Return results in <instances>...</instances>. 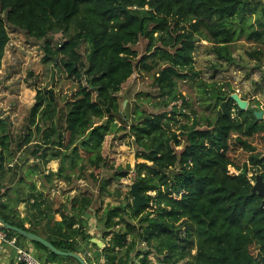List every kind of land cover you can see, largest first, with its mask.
<instances>
[{
    "label": "trees",
    "instance_id": "obj_1",
    "mask_svg": "<svg viewBox=\"0 0 264 264\" xmlns=\"http://www.w3.org/2000/svg\"><path fill=\"white\" fill-rule=\"evenodd\" d=\"M9 28L43 41L44 56L28 73L36 90L32 122L54 125L60 117L59 103L65 106L60 129L47 133L32 152L44 166L60 161L58 171L46 176L49 182L71 180L77 168L83 172L87 166H105L104 141L118 130V93L136 71L157 69L153 85L160 100L155 107L164 110L158 114L137 110L129 128L136 157L145 160L133 169L134 182L148 204L137 211L129 192L123 202L97 210L96 216L102 211L98 221L104 227L102 255L107 263L153 264L150 255L155 253L160 264H264V207L262 197L252 193L257 174L264 175V119H257L259 109L251 105L240 108L229 83L212 75L208 81L195 67L204 41L213 61L210 70L220 71L224 62L236 63L234 46L244 37L255 44L249 56L261 68L264 9L258 2L0 0V69L11 39ZM50 36L57 37L55 44ZM142 38L148 45L140 57L135 46ZM84 44L86 54L81 51ZM182 81H197L203 103L210 105L209 116L195 115L191 124L180 122L178 115L191 118L186 111L191 103L179 91ZM171 105L170 111L165 109ZM7 121L0 117V221L38 234L25 224L36 227L54 213L45 191L32 184L28 192L17 191L14 200L2 192L4 153L11 147ZM173 121L179 123V133L173 131ZM36 123V132L41 133ZM27 137L29 144L32 132ZM231 169L238 173L231 174ZM127 173L105 179L101 194L109 193L112 181ZM21 203L27 205V220L16 209ZM93 203L87 195L74 199L72 215H63L54 224L56 238H44L59 250L81 253L79 242L91 243L94 238L84 217ZM0 227L18 238L20 246L23 240L30 241L34 255L45 264H81ZM11 256V264H16L15 252Z\"/></svg>",
    "mask_w": 264,
    "mask_h": 264
},
{
    "label": "rangeland",
    "instance_id": "obj_2",
    "mask_svg": "<svg viewBox=\"0 0 264 264\" xmlns=\"http://www.w3.org/2000/svg\"><path fill=\"white\" fill-rule=\"evenodd\" d=\"M256 1L264 4V0ZM255 19L256 15L253 14L252 20ZM8 31L11 39L6 47L0 69V117L8 119L9 134L11 136L10 152L4 153L6 180L10 175L9 181L12 183L10 189L7 190L9 199L14 200L19 190L28 192L32 184H35L37 190L45 191L49 197L55 194V198H61L60 200H66L68 197L79 198L83 195L92 197L94 203L91 210H89L91 213H95L100 207L105 208L108 204L116 205L123 202L125 196L129 195L131 186L135 183L133 169L137 163L145 161L136 157L137 148L133 144V138L129 135V128L134 121L136 111L143 110L150 114H158L164 110L162 107H155V102L160 100L158 89L153 85V76L157 69L151 72L136 71L118 93L121 103V113L116 119L118 130L107 135L104 141L102 152L105 158V166L100 169L87 166L83 172L77 168L71 180L53 179L50 183L46 176L49 172L59 169L60 161L53 160L48 167H44L32 152L35 150L36 144L43 143L47 133H51L52 129L55 128L60 129L61 124H63L65 106L63 103H59L60 117L54 125L49 121L44 124L42 123L43 120L39 121V119H36L35 123L32 122L31 109L35 104L36 90L32 86V79L28 78V73L36 69L37 63L44 56L43 41H35L21 31L10 28ZM49 39L54 44L57 42L56 36H50ZM147 45L148 41L142 38L135 46L140 57L145 55ZM206 46H208V42H202L195 55V67L197 70L202 71L201 76L209 81V77L212 75L215 76V80L223 82V84L229 83L235 90L232 95L247 101L248 106L251 105L253 108L264 110V77H262V72L264 74V60L259 69L258 61L249 56V52L256 47L255 44L248 42L243 37L234 46V56L237 62L234 64L224 62L226 66L220 71L210 70L213 61L212 57L207 55ZM81 51L83 54L87 53L88 47L86 44L82 46ZM179 91L191 103V109H193L192 111L190 108L186 109L191 117L189 119L178 115L181 118L179 119L181 123L189 121L191 124L195 115L209 116L211 114L210 105L207 108V105L202 101V90L197 81L180 82ZM181 104L182 101H179L177 106ZM171 108L172 105L165 109L170 111ZM36 122L43 130L41 133L36 132L34 125L37 124ZM171 124L173 131L179 133V123L173 121ZM30 132H32L34 138L31 143L27 144L26 139ZM1 148L0 146V150ZM128 166L131 170L127 169ZM126 172H128L126 176L112 181L108 187L109 193L101 194L100 187L105 179H109L114 174H125ZM230 172L231 174L238 173L233 169ZM132 199L133 196H130L131 203ZM16 209L22 217L26 213L27 205L21 203ZM100 214H102V211L99 212ZM89 227L93 228L92 230L96 235L102 234L101 231L104 230V228L101 229L99 221L97 224L94 221V225L91 224ZM26 245V241L23 240V246L21 247L28 250L32 249V252L34 250L35 253L33 246L34 249L30 246L26 247ZM142 248L145 249V246L142 245ZM13 252V250H10V253H7L9 255L8 260H11ZM195 252L196 250H194ZM150 259L153 264L160 263L155 253L150 255ZM179 264H184V262Z\"/></svg>",
    "mask_w": 264,
    "mask_h": 264
},
{
    "label": "crops",
    "instance_id": "obj_3",
    "mask_svg": "<svg viewBox=\"0 0 264 264\" xmlns=\"http://www.w3.org/2000/svg\"><path fill=\"white\" fill-rule=\"evenodd\" d=\"M252 1L258 2L260 8L262 10L264 9V4L263 3H261L260 1H256V0H252ZM44 167H48V166H44ZM55 171L56 170H54L53 172H55ZM9 176H8L7 180L3 184L2 192H4V193H8L7 190L10 189L9 188L11 186L10 184H12L11 181H9L10 180ZM56 180H59V179H56ZM52 191H53V194H54V189ZM54 195L52 197H49L48 196V198H49V204H50V206L54 210V213L50 216V218L44 220L40 225H38L36 227H34L33 225H31L29 221H26V224H25L27 228L34 229L43 238L44 237L45 238H48L49 237V239L51 237L52 238H56V228L54 226L55 222L62 221V219H63L62 216L63 215H72V209H71L72 202H73L74 199L77 198V197H73V198H69L68 197V198H66V200H60L61 198H59V199L57 197L55 198ZM91 208L89 210H91ZM96 212L95 213H91L90 211H88L84 215V217L88 220V225H87L88 226V228H87L88 229V233L90 235H93L94 238H96V239H98V240H100V241H102L104 243L103 238H102L103 231L104 230L101 231L102 234H100L101 235L100 236L99 234L96 235V233H94L93 230H92L93 228H90L89 227L91 224L94 225V221H95L96 224L98 222V219H97V216H96ZM21 218H26V220H27V218L28 219L30 218L28 209H26L25 215L22 216ZM102 228H104V227L101 226V229ZM92 243H93L92 240H91V243H87V242H84V241H80L79 242V244H80V250H82V252L79 253V254L86 260V262L88 264H92L93 262H104L105 261V258L102 255V249L106 246V244L104 243V246L103 247H99L98 246L99 249H97ZM26 244H27L26 247H28V246L32 247L33 246L35 248V246L30 241H26ZM9 253H10V251H9ZM8 259H9V255H7V254H4V255L0 254V261L2 262V264L4 262L5 263H8V264H11L12 259L11 260H8Z\"/></svg>",
    "mask_w": 264,
    "mask_h": 264
},
{
    "label": "water",
    "instance_id": "obj_4",
    "mask_svg": "<svg viewBox=\"0 0 264 264\" xmlns=\"http://www.w3.org/2000/svg\"><path fill=\"white\" fill-rule=\"evenodd\" d=\"M232 97L235 99L237 104L240 106L242 109H246L248 107V102L243 100L242 98L232 95ZM255 115L258 120H263L264 119V110H256ZM133 199H132V204L135 207V209L138 211L141 207H144L148 204V197L147 195H142L139 192V185L137 183H134L131 186L130 190ZM252 193L253 194H258L262 197V207H264V179L262 175H257L256 181L253 183V188H252ZM0 224L5 226L8 230H12L16 233H19L26 238H28L31 241H38L48 247L51 251H53L56 254L59 255H64V256H71L75 259H77L81 264H88L86 260L80 255L72 252H64L62 250L57 249L50 241L46 240L42 236L38 234H34L32 232H28L26 230H23L21 228H18L16 226L9 225L3 221H0ZM92 242L97 244L99 247H103L104 243L96 238L92 239Z\"/></svg>",
    "mask_w": 264,
    "mask_h": 264
},
{
    "label": "built area",
    "instance_id": "obj_5",
    "mask_svg": "<svg viewBox=\"0 0 264 264\" xmlns=\"http://www.w3.org/2000/svg\"><path fill=\"white\" fill-rule=\"evenodd\" d=\"M10 250L15 252L16 264H45L40 261L31 250L21 247L18 238L10 237L8 232L0 227V254H7ZM92 264H110L104 262H93Z\"/></svg>",
    "mask_w": 264,
    "mask_h": 264
},
{
    "label": "flooded vegetation",
    "instance_id": "obj_6",
    "mask_svg": "<svg viewBox=\"0 0 264 264\" xmlns=\"http://www.w3.org/2000/svg\"><path fill=\"white\" fill-rule=\"evenodd\" d=\"M264 157V156H263ZM263 172V171H262ZM257 175H262V177H263V179H264V175H263V173L261 174V173H258Z\"/></svg>",
    "mask_w": 264,
    "mask_h": 264
}]
</instances>
